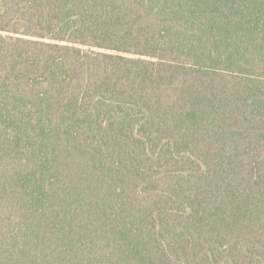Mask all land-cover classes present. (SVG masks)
Returning a JSON list of instances; mask_svg holds the SVG:
<instances>
[{
	"label": "trees",
	"instance_id": "obj_1",
	"mask_svg": "<svg viewBox=\"0 0 264 264\" xmlns=\"http://www.w3.org/2000/svg\"><path fill=\"white\" fill-rule=\"evenodd\" d=\"M0 264H264V0H0Z\"/></svg>",
	"mask_w": 264,
	"mask_h": 264
}]
</instances>
